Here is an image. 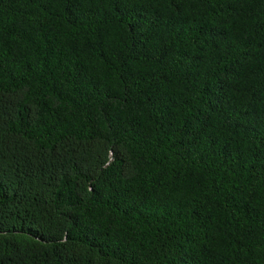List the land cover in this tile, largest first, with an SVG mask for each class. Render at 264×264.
Here are the masks:
<instances>
[{"label":"trees","instance_id":"trees-1","mask_svg":"<svg viewBox=\"0 0 264 264\" xmlns=\"http://www.w3.org/2000/svg\"><path fill=\"white\" fill-rule=\"evenodd\" d=\"M0 264H264V0H0Z\"/></svg>","mask_w":264,"mask_h":264}]
</instances>
